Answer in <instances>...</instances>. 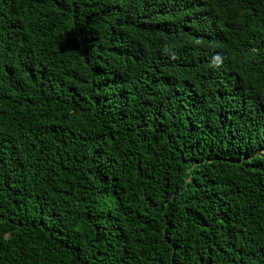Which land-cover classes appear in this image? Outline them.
<instances>
[{
  "label": "trees",
  "instance_id": "16d2710c",
  "mask_svg": "<svg viewBox=\"0 0 264 264\" xmlns=\"http://www.w3.org/2000/svg\"><path fill=\"white\" fill-rule=\"evenodd\" d=\"M0 264H264V0H0Z\"/></svg>",
  "mask_w": 264,
  "mask_h": 264
},
{
  "label": "clouds",
  "instance_id": "9594fccd",
  "mask_svg": "<svg viewBox=\"0 0 264 264\" xmlns=\"http://www.w3.org/2000/svg\"><path fill=\"white\" fill-rule=\"evenodd\" d=\"M217 60H219V57H216Z\"/></svg>",
  "mask_w": 264,
  "mask_h": 264
},
{
  "label": "bare ground",
  "instance_id": "6f19581e",
  "mask_svg": "<svg viewBox=\"0 0 264 264\" xmlns=\"http://www.w3.org/2000/svg\"><path fill=\"white\" fill-rule=\"evenodd\" d=\"M54 11V10H53ZM46 83V82H45ZM128 96V95H127Z\"/></svg>",
  "mask_w": 264,
  "mask_h": 264
}]
</instances>
